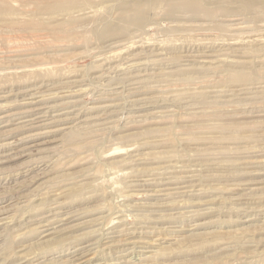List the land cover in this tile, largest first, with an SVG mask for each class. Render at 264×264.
<instances>
[{
  "label": "rangeland",
  "instance_id": "1",
  "mask_svg": "<svg viewBox=\"0 0 264 264\" xmlns=\"http://www.w3.org/2000/svg\"><path fill=\"white\" fill-rule=\"evenodd\" d=\"M51 1L0 0V264H264V0Z\"/></svg>",
  "mask_w": 264,
  "mask_h": 264
},
{
  "label": "bare ground",
  "instance_id": "2",
  "mask_svg": "<svg viewBox=\"0 0 264 264\" xmlns=\"http://www.w3.org/2000/svg\"><path fill=\"white\" fill-rule=\"evenodd\" d=\"M53 1V0H52ZM52 1H51V3H52ZM152 2H153V0H152ZM161 3H166V6L167 7H169V9L172 7V9L174 8H181V7H187V8H191V7H196V5L194 4V1L193 0H162V1H160ZM159 2V3H160ZM40 3V2H39ZM57 3V2H56ZM42 4V3H41ZM48 4V3H47ZM134 4V3H133ZM156 5V4H155ZM160 5V4H159ZM45 6V5H44ZM59 6V9H55V10H50L49 12H48V16L50 17L51 15H55V16H71V14H74V11L72 10V6H67L66 4H62V5H58ZM39 8H41V7H39ZM76 9V8H75ZM74 9V10H75ZM78 9V8H77ZM76 9V10H77ZM168 9V10H169ZM185 9V8H184ZM58 10V11H57ZM88 10V9H87ZM82 11V10H81ZM55 12H57V13H55ZM76 12H79V11H76ZM55 13V14H54ZM3 14H5V13H3ZM55 16H52V17H55ZM36 17V16H35ZM45 17V16H44ZM41 18V17H40ZM43 18V17H42ZM57 22V21H56ZM181 22V21H180ZM54 24V23H53ZM216 24V23H215ZM221 24V23H220ZM46 27V26H45ZM55 28V27H54ZM59 28H63V26L62 27H59ZM64 29V28H63ZM66 29H69V28H66ZM71 29V28H70ZM59 31L61 30V29H58ZM12 31V30H11ZM63 31V30H62ZM61 31V32H62ZM68 31V30H67ZM56 32H57V30H56ZM55 32V33H56ZM69 32H70V30H69ZM34 33V32H33ZM59 35V34H58ZM59 39H61V37L59 38ZM253 42V41H252ZM196 43V42H195ZM190 46V45H189ZM185 48V47H184ZM52 49V48H51ZM59 52V51H58ZM57 52V53H58ZM52 53V52H51ZM216 53V52H215ZM213 58V57H212ZM188 60V59H187ZM198 61H200V60H198ZM196 63V62H195ZM200 65V64H199ZM187 66V65H186ZM151 77V76H150ZM136 79V78H135ZM150 79V78H149ZM134 80V79H133ZM71 81V80H70ZM72 81H73V79H72ZM75 81V80H74ZM137 82V81H136ZM142 82V83H141ZM143 82L144 81H139V83L142 85V86H145V84L146 83H144L143 84ZM136 84V83H135ZM155 84V83H154ZM136 86H138L137 84H136ZM135 86V87H136ZM140 87V86H139ZM134 88V87H133ZM137 89H138V87H137ZM141 89V88H140ZM140 89H138V90H140ZM66 90V89H65ZM136 90V88H134V91ZM141 91V90H140ZM144 91V90H143ZM51 92V91H50ZM147 92V91H146ZM29 93V92H28ZM136 93H138V92H135V94ZM141 93L142 92H140V95H141ZM144 93V92H143ZM134 94V95H135ZM151 94V93H150ZM5 95V94H4ZM38 95V94H37ZM147 95V94H146ZM149 96H151V95H149ZM229 96V95H228ZM42 97V96H41ZM112 97V96H111ZM140 97H142V96H140ZM145 97V96H144ZM153 97V96H152ZM139 98V97H138ZM146 98V97H145ZM155 97H153V99H154ZM37 100V99H36ZM68 100V99H67ZM73 100V99H72ZM140 100V99H139ZM150 100H151V97H150ZM148 101V100H147ZM135 102V101H134ZM140 102V101H139ZM143 102V101H142ZM144 103V102H143ZM142 103V104H143ZM146 103V102H145ZM140 104V103H139ZM53 105V104H52ZM138 105V104H137ZM44 106V105H43ZM55 106V105H54ZM98 106V105H97ZM25 107V106H24ZM46 108V107H45ZM103 108V107H102ZM58 109V108H57ZM62 109V108H61ZM142 109V108H141ZM24 110V109H23ZM46 110V109H45ZM52 110H54V109H52ZM34 111H35V109H34ZM57 111V110H56ZM55 111V112H56ZM72 111V110H71ZM75 111V110H74ZM15 112V111H14ZM18 112V111H17ZM31 112H33V110L31 111ZM147 112V111H146ZM58 113V112H57ZM40 114V113H39ZM39 114H33L34 115V117H32V119L31 120H29V124H27V127H30V126H33L34 127V125L35 124H42L43 122H44V120H43V117L41 116V114L39 115ZM28 115V114H27ZM31 115H32V113H31ZM64 115V114H63ZM51 116V115H50ZM68 116V115H67ZM102 116V115H101ZM24 117V116H23ZM71 117V116H70ZM53 118V117H52ZM102 118V117H101ZM30 119V118H29ZM28 120V119H27ZM26 120V121H27ZM6 121V120H5ZM18 121V120H17ZM24 121V120H23ZM99 121V120H98ZM1 122V121H0ZM28 123V122H27ZM44 124V123H43ZM20 125V124H19ZM47 127V126H46ZM32 128V127H31ZM45 128V127H44ZM92 132V131H91ZM3 133V132H2ZM1 133V134H2ZM30 137V136H29ZM76 138H78V136H77V133H72L69 137H68V139H70V140H75ZM24 140V139H23ZM8 145V144H7ZM2 146V145H1ZM13 156V155H12ZM25 172V171H24ZM19 175V174H18ZM21 176H23V175H21ZM167 180V179H166ZM179 181V180H178ZM13 182V181H12ZM153 182H154V180H153ZM158 182V181H157ZM156 182V183H157ZM163 182V181H162ZM144 183V182H143ZM155 183V184H156ZM159 183V182H158ZM27 185V184H26ZM154 185V184H153ZM177 186V185H176ZM181 186V185H180ZM7 188V187H6ZM164 188V187H163ZM3 189V188H2ZM139 189V188H138ZM4 190V189H3ZM165 190V189H164ZM13 191V190H12ZM161 191V190H160ZM165 192V191H164ZM171 192V194H172V191H170ZM184 193V192H183ZM175 194V193H174ZM177 194V193H176ZM166 195H168V194H166ZM169 196H171V195H169ZM172 196H174V195H172ZM176 196V195H175ZM172 200V199H171ZM51 216V215H50ZM37 220H39V219H37ZM46 223V222H45ZM46 227V226H45ZM48 231V230H47ZM117 231V230H116ZM86 247V246H85ZM83 249H84V247H83ZM84 251V250H83ZM86 252V251H85Z\"/></svg>",
  "mask_w": 264,
  "mask_h": 264
}]
</instances>
